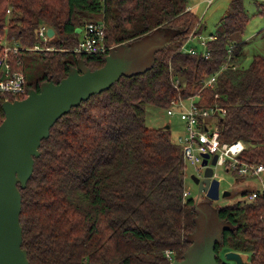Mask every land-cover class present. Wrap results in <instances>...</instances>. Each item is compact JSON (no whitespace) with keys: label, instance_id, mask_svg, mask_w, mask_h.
Listing matches in <instances>:
<instances>
[{"label":"trees","instance_id":"obj_1","mask_svg":"<svg viewBox=\"0 0 264 264\" xmlns=\"http://www.w3.org/2000/svg\"><path fill=\"white\" fill-rule=\"evenodd\" d=\"M255 4L264 17V0ZM248 21L243 0H230L205 41V58L200 50L182 48L192 30L193 36L201 32L188 0H0V38L19 46L13 61L23 74L27 63L40 64L26 84L36 91L80 63L90 70L104 65L110 49L73 50L81 40L78 29L89 22L103 24L108 47L157 29L172 31L149 67L120 75L108 89L71 107L40 141L26 186L18 185L28 264H169L185 257L197 210L193 199L183 197L182 149L170 127L146 125L145 109L199 94L200 104L223 111L220 140H240L244 159L264 162V52L244 66L246 41L237 39ZM41 24L53 28L48 43L54 48L27 49L39 41ZM225 62L213 88H202L203 79ZM6 98L21 97L0 94V123ZM215 213L226 223L214 240L216 254L248 253V264H264V195L216 206Z\"/></svg>","mask_w":264,"mask_h":264},{"label":"water","instance_id":"obj_2","mask_svg":"<svg viewBox=\"0 0 264 264\" xmlns=\"http://www.w3.org/2000/svg\"><path fill=\"white\" fill-rule=\"evenodd\" d=\"M46 34L49 38L52 37L53 28L47 27ZM167 42L157 45L149 43V48L154 53V50ZM125 51L129 52L130 48ZM130 61L126 54L109 52L105 56L104 65L97 69L90 70L80 63L58 83L46 81L38 91L29 89L24 98L5 100L2 103L4 118L0 123V264H28L26 251L21 248V195L18 185L22 189L26 186L33 170L34 158L39 155L40 141L48 137L50 127L71 107L108 89L120 75L127 73ZM164 128L168 129L169 125L165 124ZM202 156V164L206 165L208 155ZM215 159L216 155L212 157L211 165L215 164ZM191 178L198 193H204L209 199L215 200L220 195L230 194L227 190L220 192L219 181L213 176L211 166L204 169L201 178L196 175ZM214 240L215 238L210 249L202 252L196 260L187 256L191 245L182 260L173 259L169 264H220L213 248ZM223 257L236 264H243L239 252L225 251Z\"/></svg>","mask_w":264,"mask_h":264},{"label":"rangeland","instance_id":"obj_3","mask_svg":"<svg viewBox=\"0 0 264 264\" xmlns=\"http://www.w3.org/2000/svg\"><path fill=\"white\" fill-rule=\"evenodd\" d=\"M230 0H188L190 9L198 16L201 23V33L189 38L186 42L185 48L195 47L196 50H203L201 40L207 41L215 30V25L219 22L220 18L228 11V3ZM263 0H243L244 8L249 16V21L244 31L237 37L246 41L245 55L243 65L247 66L252 55L256 53L264 52V17L257 14V7L255 3ZM100 16H96L95 20H99ZM172 31L157 29L144 37L134 40L132 42L117 44L112 46L110 53H123L131 59L127 69V73H134L141 71L149 67L152 63L153 50H150L149 43L155 45L160 42H164L171 37ZM1 42L6 46H12L14 43L8 41L5 37H1ZM44 43L49 48H54V44ZM130 48L129 52L125 50ZM40 64L36 61V65L33 68L31 64L27 63L24 70L25 81L28 85V81H33L36 75L39 74ZM185 105L188 102H184ZM170 127L171 139L177 140V137L182 134L184 130V123L178 115L169 117L165 113L164 108H158L153 106H146L145 109V123L149 127H160L164 123ZM185 174H184V190L188 191L186 198H191L196 203L197 210V226L195 231L189 235L192 240V246L187 254L193 260H196L199 255L208 251L211 247L212 241L216 238L221 228L226 226V223L218 220L215 207L225 204H231L237 201L245 200L244 192H248L254 189H259V183L255 177H238L230 170H226L224 165H213V172L216 179L219 181V188L221 191H229L228 196H219L218 199L212 200L207 198L204 193H198L197 186L193 182L191 176L197 175V170L185 162ZM224 253L219 254L220 259L228 264H236L232 260H226L223 257ZM243 264L249 263V254L241 253Z\"/></svg>","mask_w":264,"mask_h":264},{"label":"built area","instance_id":"obj_4","mask_svg":"<svg viewBox=\"0 0 264 264\" xmlns=\"http://www.w3.org/2000/svg\"><path fill=\"white\" fill-rule=\"evenodd\" d=\"M9 13V10H7ZM47 26L41 24L37 28V36L39 41L30 50H49L44 45L49 37L46 34ZM81 32V40L73 49L75 52L87 54H102L111 49L105 45L104 26L101 22L87 23ZM194 30L189 34V38L193 36ZM12 46H6L4 43L2 53L0 54V94H10L13 96L24 98L27 96L28 90L24 74L14 65L17 61V53L19 46L13 42ZM203 45L202 55L206 58L209 51L206 48L205 41L201 40ZM182 48L190 53L196 51L195 47ZM228 52H230L228 50ZM228 62V61H227ZM227 62L221 65L214 73L203 79V87L213 88L216 82V76L222 71ZM17 98V99H21ZM16 99V98H15ZM5 100H8L7 98ZM188 102L185 105L184 102ZM165 109L167 116L172 117L178 115L184 123L182 134L175 141L182 149L184 161L192 165L198 172L196 176L202 177L203 171L207 166H211V160L216 155L214 165H224L226 170H230L238 177H255L259 183V189L246 192L245 200L253 201L258 196L264 195V162L256 163L244 159L242 152L245 145L240 140L232 142L221 141L219 138L218 119L222 116L223 111L217 106H207L200 104L199 94H191L185 97L177 96L170 100ZM203 154H207L206 165L202 164ZM213 176L214 172H213ZM188 191H183V197L186 198ZM169 254V251H166ZM171 259V257H170Z\"/></svg>","mask_w":264,"mask_h":264},{"label":"flooded vegetation","instance_id":"obj_5","mask_svg":"<svg viewBox=\"0 0 264 264\" xmlns=\"http://www.w3.org/2000/svg\"><path fill=\"white\" fill-rule=\"evenodd\" d=\"M217 257L219 258V260H221L219 254H217Z\"/></svg>","mask_w":264,"mask_h":264},{"label":"crops","instance_id":"obj_6","mask_svg":"<svg viewBox=\"0 0 264 264\" xmlns=\"http://www.w3.org/2000/svg\"><path fill=\"white\" fill-rule=\"evenodd\" d=\"M188 7H189V5H188ZM190 8V7H189ZM163 30V29H162ZM201 33V32H200ZM167 41V40H166ZM164 123V122H163ZM166 123H164V125H165Z\"/></svg>","mask_w":264,"mask_h":264}]
</instances>
